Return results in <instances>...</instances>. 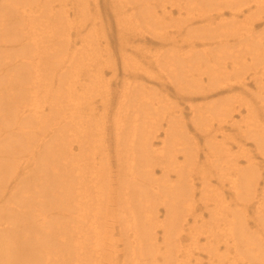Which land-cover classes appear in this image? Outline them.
<instances>
[{"label":"bare ground","instance_id":"6f19581e","mask_svg":"<svg viewBox=\"0 0 264 264\" xmlns=\"http://www.w3.org/2000/svg\"><path fill=\"white\" fill-rule=\"evenodd\" d=\"M62 1L0 0V264H264V0Z\"/></svg>","mask_w":264,"mask_h":264},{"label":"rangeland","instance_id":"374dc122","mask_svg":"<svg viewBox=\"0 0 264 264\" xmlns=\"http://www.w3.org/2000/svg\"><path fill=\"white\" fill-rule=\"evenodd\" d=\"M73 1H75V0H67V1L63 0L62 1L64 4H66L65 7H67V10H66L67 14L70 15L69 18H68L69 21L70 20L72 21L71 25L68 28L69 35L71 37V41H70L71 44H72V38H74L73 33H74L75 28L80 26V24H83L80 21V18L77 15L73 14L74 10L76 9L72 5ZM83 2L86 5V9L85 10L92 11V13L95 14V17H96V13H97V16L101 19L102 24L104 26V32L108 33V34H104L105 37H106L107 44L109 46L108 48L112 52V50H115V48L118 45L120 35L118 34V32L116 30V27L114 25V22L112 20H110V22H109L110 23L109 27L107 26L106 22H107L108 18L106 17V14L101 10V8L103 6L102 0H83ZM95 4L96 5L98 4L97 7H96ZM94 9H96V10H94ZM174 16H176V13H174ZM225 17L229 18L228 13H225ZM86 24H87V27L86 26L82 27L83 30H82L81 34L85 33L86 31L92 32L95 36L102 33V31L100 29V26H98V27H96L94 29V28H92L90 23L89 24L86 23ZM263 29H264V18L261 20L260 24L255 27L254 31L259 30V32H261ZM108 30H110L111 32H109ZM80 35H78L76 38L79 39ZM146 36L150 37L149 38L150 40H148V39L147 40L140 39V40H136L135 43H138L140 45L143 44L145 46L146 45L147 46H152V45H154L156 43L155 41H152L154 39H151L152 38L151 35L150 36L146 35ZM100 40H102L101 42L104 43L103 42V38H100ZM21 41H22V38H18V37L9 39L7 31L2 26H0V57L4 56L3 58H0V60H5L6 58H9V59H12L11 64H14V62L16 61V59H14V58L16 56L19 57L24 52L26 53V52L32 50L33 47L31 45H25L24 48L20 49L21 48ZM78 44H79V41L77 42V45ZM22 69H23V66L22 67H18V72L20 74L22 72ZM16 72L17 71H16V68H15V73ZM106 76H109V74H107ZM136 82L143 84V86H145V88H147V89H154L155 91L160 89L159 85H157V84H155L153 82H150V80L137 79ZM246 82H248V81H246ZM262 84L264 85V78H263ZM246 85H247L246 87H247L248 90L244 94H242L243 98L246 99V100L251 101L254 104H256L259 107L257 109H261L260 103L258 101L259 99H257V98L252 96L253 93L257 92V88L255 87V85L251 81H249V83H247ZM164 93H166L169 96V98H170L169 101H173V102L178 101V99L175 97V95L172 92L165 91ZM230 94L231 95L235 94V92L234 93H230ZM219 95H221V94H219ZM222 96H224V95H222ZM180 104L182 106L183 103H180ZM177 105L180 106L179 103H177ZM185 112H187V111H185ZM240 113H241V115H243V114L245 115L246 111L244 109H242L240 111ZM188 117H189V114L186 113L185 114V118H188ZM239 117H240L239 115L238 116L234 115V119H236V120H238ZM260 120L263 121V123H264V117H263L262 113L260 115ZM188 131H189V135L192 134V130L191 129H189ZM227 132L233 134L234 130L233 129H227ZM245 148H247L250 151V153H253L252 144L250 142L247 141V143L245 144ZM235 150H236V146H234L232 148V151H235ZM252 158L256 162H258L261 159L260 157H254V156ZM241 164L243 165L244 162H242ZM260 166H261L260 167L261 169H264V163L261 164ZM261 175H262V177H264V170L261 171ZM47 178L51 179L52 178V174L48 175ZM39 183L41 185H45L46 184V178H43L42 180H40ZM262 185H263V183L261 182V180H259L258 188H261ZM48 192H50V191H48ZM158 215H159V219H162V210L158 213ZM248 215L250 216L251 212H249ZM248 225L253 226L252 221L250 219L248 221ZM157 233H158L157 236L160 237L161 234H159L160 233L159 230H157ZM199 256L201 258H205V256L202 255V253ZM121 258H122V256L120 257V259ZM202 262L204 264L205 260H202Z\"/></svg>","mask_w":264,"mask_h":264}]
</instances>
